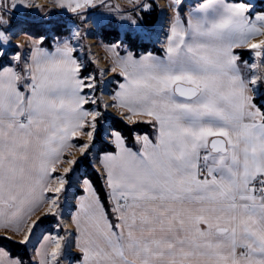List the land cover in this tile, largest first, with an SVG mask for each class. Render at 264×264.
<instances>
[{
    "label": "snow or ice",
    "instance_id": "snow-or-ice-1",
    "mask_svg": "<svg viewBox=\"0 0 264 264\" xmlns=\"http://www.w3.org/2000/svg\"><path fill=\"white\" fill-rule=\"evenodd\" d=\"M185 3L169 0V17L155 0H133L114 17L136 29L166 12L159 53L132 50L150 39L149 28L108 33L102 20L97 28L112 35L116 56L107 69L79 63L67 39L61 49L62 31L46 19L0 24V226L23 231L19 240L0 236V264H264V3ZM18 4L30 7L12 0L11 8ZM84 5L96 6H59L76 14ZM25 29L36 30L24 31L34 40L28 49L12 43ZM22 62L33 69L20 82ZM5 112L19 124L5 125ZM34 128L43 134L21 182L18 148ZM66 145L80 155L58 174ZM47 221L52 230L40 234Z\"/></svg>",
    "mask_w": 264,
    "mask_h": 264
},
{
    "label": "rangeland",
    "instance_id": "rangeland-1",
    "mask_svg": "<svg viewBox=\"0 0 264 264\" xmlns=\"http://www.w3.org/2000/svg\"><path fill=\"white\" fill-rule=\"evenodd\" d=\"M129 1V3H128ZM93 0V3L96 5L95 7H88L87 5H84V7L78 9L76 14L71 13L68 11L67 7H61L59 6L61 2L68 4L69 6H75L76 2L83 3V0H26V2L30 5L29 8L25 9L21 7L19 4L15 9L11 8V2L12 0H0V24L5 23L7 20L11 19L12 21H20L22 18H28L30 20H37L44 22L45 19L49 23H63L65 24L68 21H71L73 23H76L80 26L82 33L80 34V37L78 38L77 42H74L72 40V37L70 35H64L61 36L60 40L65 41L66 39L69 40L71 46L75 47L76 53L75 58L76 60L84 65L89 64V53H91V59L95 61L94 63L90 64L96 69H107L112 67V64L106 57L105 53L103 52L102 45H108L102 43L97 36L98 28L95 33L92 31V27L95 28V26L90 23V19H92L96 27L97 25L104 19H108L110 21L109 25H114L118 30H128V31H138L142 30L144 27L143 25H138L136 29L131 28L127 20L119 21V22H113L114 17L117 15H123L124 12L130 10L132 8L133 0ZM159 2L162 1L164 5H166V11L169 16L170 9L168 8V2L169 0H158ZM200 1V0H198ZM198 1L194 3H185V7L187 5H193L197 3ZM259 2L261 0H252V2ZM264 1V0H263ZM36 4H40L41 7L37 8ZM160 5V4H159ZM163 5V6H164ZM160 7V6H159ZM124 10V11H121ZM47 13V17H45L44 13ZM159 12V11H158ZM166 13V15H167ZM254 14V13H253ZM81 16H86L87 19L84 21L80 20ZM89 20V21H88ZM89 22V23H88ZM92 26H90V25ZM85 27H88V34L85 36ZM168 27V20L167 25L163 27V30L158 32L156 34V43L154 44L155 47L160 49V44L162 43L164 37H165V31ZM24 31H27V29L18 32L15 34L14 38L12 39L13 44H20L23 48L28 49L30 48V44L34 42V40L30 39L28 35L24 34ZM42 31H44L45 35L51 36V32L48 31L45 28H42ZM31 32V31H27ZM154 32V30L150 29V36ZM34 33V32H31ZM93 33V34H92ZM153 35V34H152ZM92 41V42H90ZM23 63V62H22ZM21 63V64H22ZM261 63L264 64V59L261 60ZM20 64V65H21ZM19 65V66H20ZM112 72H107L105 78L108 76H112ZM97 97L101 99L105 103H111L110 98L105 96H100L99 92H97ZM108 111L113 115L116 116L118 119L120 117L119 111L113 108H109ZM81 140L86 141L87 136L83 135L80 137ZM80 155L78 148H72L69 150L66 155L64 156L63 160L60 162L58 166H56V172L58 174L63 172L64 168L68 167V160H71L75 157H78ZM83 171V166L80 168L74 169L72 173H70L69 178V185H68V191L71 190L72 187H75L77 185V181L79 178L80 173ZM55 178L52 177L51 183L52 186H55L53 183V180ZM67 196L68 192L66 191L61 199L63 201L62 207L64 208L65 214L67 213ZM66 202V204H65ZM48 205H46L47 208ZM34 219V218H33ZM52 223L51 221H47L45 224L41 226V229L39 230L40 234H42L44 231H51L52 229ZM70 227V225H69ZM7 235L11 237L12 240H19L21 236L23 235V231L20 233V235L16 234H8L4 232H0V236ZM35 239V238H34ZM30 247V246H29ZM64 256L62 259H67V246L64 249ZM29 256L31 258V252H29Z\"/></svg>",
    "mask_w": 264,
    "mask_h": 264
},
{
    "label": "crops",
    "instance_id": "crops-1",
    "mask_svg": "<svg viewBox=\"0 0 264 264\" xmlns=\"http://www.w3.org/2000/svg\"><path fill=\"white\" fill-rule=\"evenodd\" d=\"M113 1H116V0H113ZM128 1V0H126ZM200 1H198L197 3L193 4V5H196L198 4ZM129 3V1H128ZM187 6H190V5H187ZM186 6V7H187ZM217 11H219V9H217ZM172 15V11L170 9V12H169V17ZM211 15V14H210ZM252 20L255 19V13L253 14V16L250 18ZM120 31V30H119ZM165 36H166V31H165ZM34 45V42H32L30 44V47H32ZM58 46L63 49L64 48V41L61 40L58 42ZM102 49H103V52L105 53L106 57L108 58V60L110 61V63L112 64V67L115 66V60H116V56H115V52L114 50L110 49L108 47V45H102ZM61 57L57 56V59H59ZM43 59H47V57H44ZM76 59V58H75ZM33 69V63H22L20 66H18L17 68V76L21 78V81L22 82V77L25 75L26 73V70L28 73H30ZM120 69L119 67H116V71L118 72ZM243 66H241V71H243ZM5 102H14L13 101H9L8 98L6 97L5 98ZM25 109H27V104H25ZM27 118V113L25 115V117L21 118L23 120H26ZM2 119L5 123V125L8 123V122H11L13 125H18L19 124V120H17L15 117H11L9 116L6 112L3 114L2 116ZM42 129L41 130H37V129H33L32 130V135L27 138L25 140V142L19 146L18 148V152L20 154V160L19 161H15V163L17 164H22L23 167H24V172H23V180L21 182H27L30 174H31V161L35 155V143H36V138L37 136L39 135H42ZM12 133L9 132L8 136L11 137ZM11 143V140L9 138H5L4 141H3V144L4 146H7L8 144ZM73 147H71L70 145H66L63 149V156L61 158V161L63 160L64 156L66 155V153L71 150ZM60 161V162H61ZM60 162H56L54 164V167L56 168V166H58L60 164ZM96 170L97 171H100V168L99 166L97 165L96 166ZM51 180H52V177L49 178L48 180V183L50 184L51 183ZM46 205H47V202L45 201L42 205V207L40 209L37 210V212L32 216V219L35 218V215H39L40 211H42L43 208H46ZM30 222V220L28 221ZM0 232H4V233H10V234H15L13 231H5L4 227L0 226ZM22 232V231H21Z\"/></svg>",
    "mask_w": 264,
    "mask_h": 264
},
{
    "label": "trees",
    "instance_id": "trees-1",
    "mask_svg": "<svg viewBox=\"0 0 264 264\" xmlns=\"http://www.w3.org/2000/svg\"><path fill=\"white\" fill-rule=\"evenodd\" d=\"M257 4H259V2H258ZM157 14H158V11H153V13H152L149 17H147L146 20L143 22V24H142L143 27H147V28L151 29V27H152V26L155 24V22H156ZM57 25H58L59 30L62 31V35H61V36L67 35V32H65V31L63 30L64 24H63V23H58ZM28 30L31 31V32L36 31V30H34V29H27V31H28ZM39 30L42 31V28H40ZM116 31H119V30H118L114 25H108V26H107V32H108V33H114V32H116ZM31 32H30V33H31ZM97 36H98V39H99L102 43H104V44H108L109 40L112 39V35H106L105 32H104V31H101V30H98V32H97ZM50 42H51V40H49V43H50ZM132 50H133L134 52L138 53V54H139V53H142V52H144V51H152V52H154V53H159V52L161 51V49L155 47L154 44L149 43V42L141 43V44H139L137 47L133 48ZM87 66H89L91 69H96V68H94L92 65H89V64H88ZM100 187H101V188L103 187L102 182L100 183ZM51 229H52V228H51ZM3 247H5V248H10V245H9V244H4ZM29 258H30V256H29Z\"/></svg>",
    "mask_w": 264,
    "mask_h": 264
},
{
    "label": "built area",
    "instance_id": "built-area-1",
    "mask_svg": "<svg viewBox=\"0 0 264 264\" xmlns=\"http://www.w3.org/2000/svg\"><path fill=\"white\" fill-rule=\"evenodd\" d=\"M197 0H186V3H188V2H190V3H194V2H196ZM155 3L157 4V5H159V1L158 0H155ZM253 3H258L257 1H253ZM260 3H264V1L263 0H261V1H259V4ZM160 6V8H164L165 10H166V5H159ZM89 21V20H88ZM90 23H92L94 26H95V28H93L90 24V26L92 27V32L93 33H95L96 32V30H97V27H96V24H95V22L92 20V19H90V21H89ZM88 22V23H89ZM167 25V15H166V12H161V11H159L158 12V14H157V19H156V22H155V24L153 25V27H152V29L154 30V32L151 34V36H150V39L147 41V42H149V43H152V44H155V45H157V43H156V34L158 33V32H160L161 30H163V27L164 26H166ZM73 29H77V30H79V32H80V34L82 33V31H81V28H80V26L78 25V24H76V23H73V22H71V21H68V22H66L65 24H64V27H63V30L65 31V32H67V34L68 35H70L71 36V32H72V30ZM88 27L86 28L85 27V32L88 34ZM92 33V34H93ZM77 40L78 39H76V40H74V42H77ZM68 201V196H67V200H66V202ZM66 202H65V204H66Z\"/></svg>",
    "mask_w": 264,
    "mask_h": 264
},
{
    "label": "bare ground",
    "instance_id": "bare-ground-1",
    "mask_svg": "<svg viewBox=\"0 0 264 264\" xmlns=\"http://www.w3.org/2000/svg\"><path fill=\"white\" fill-rule=\"evenodd\" d=\"M159 4H160V5H164V4L162 3V1H160ZM90 42H92V41H90ZM108 77H109V76H108Z\"/></svg>",
    "mask_w": 264,
    "mask_h": 264
}]
</instances>
